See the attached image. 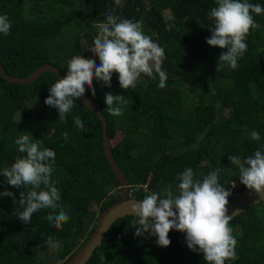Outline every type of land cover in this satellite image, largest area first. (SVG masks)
Masks as SVG:
<instances>
[{"label":"trees","instance_id":"trees-1","mask_svg":"<svg viewBox=\"0 0 264 264\" xmlns=\"http://www.w3.org/2000/svg\"><path fill=\"white\" fill-rule=\"evenodd\" d=\"M248 2L264 7V0ZM215 6L216 0H0V15L7 13L12 25L9 35L0 34V61L14 77H28L46 64L66 76L74 55L99 65L92 53L99 32L94 22L106 23V14L140 22L143 34L165 50L166 86L158 87L154 72L155 78L141 74L134 90H124L118 73H113L111 87L94 78L95 96L85 89L101 106L110 139L122 136L113 151L134 198L142 200L152 192L160 198H167L168 192L178 195V177L187 168L201 180L220 169L219 182L229 190L239 170L228 157L244 161L257 150L264 152V13L252 14L258 26L246 37L247 51L238 67L223 65L217 72L227 49L206 43L215 27L208 15ZM58 79L48 72L34 83L18 85L0 74V193L12 192L16 201L0 196V264H66L96 229L100 214L120 199L98 115L79 100L61 120L58 111L44 103ZM106 93L125 97L122 115L109 114ZM35 98L42 103L37 115L29 106ZM77 117L83 129L75 126ZM253 130L259 141L251 139ZM21 132L56 153L51 179L70 216L59 229L46 218L50 209L35 212L28 225L18 219L23 210L20 191L28 188L9 185L2 170L25 155L14 143ZM134 220H118L87 264H206L203 254L189 250L178 232L170 231L171 244L162 248L155 236H136ZM229 227L237 241V259L225 264H264V202L234 218ZM49 237L60 242L51 255Z\"/></svg>","mask_w":264,"mask_h":264},{"label":"clouds","instance_id":"clouds-1","mask_svg":"<svg viewBox=\"0 0 264 264\" xmlns=\"http://www.w3.org/2000/svg\"><path fill=\"white\" fill-rule=\"evenodd\" d=\"M216 3L208 14L214 19L215 27L206 43L227 49L219 57L218 72L223 65L231 69L238 67V59L247 51L246 37L250 29L258 26L252 14L264 13V7L248 0H216ZM106 16V23H93L99 32L92 53L99 58V65L94 59L74 55L67 62V75L49 89L44 103L55 108L61 120L71 113L75 102L85 96L86 87L95 96L94 78L111 87L112 74L118 73L121 88L134 90L141 74L155 78V72L159 76L158 87L163 89L166 86L167 72L162 70L165 50L143 34L140 22L120 19L112 14ZM11 27L7 13L0 15V34L9 35ZM125 102L123 95L105 94L107 110L112 116L123 114ZM74 123L78 128H84L79 117ZM250 136L253 141L260 140L256 130ZM62 137L67 141L68 133H62ZM14 143L25 155L17 157L10 167L3 168L2 175L12 187L28 188L27 192L20 191L18 204L23 210L18 212V219L28 225L35 212L50 209L52 212L47 220L57 229L61 228L70 216L61 206L60 190L51 179L55 171V151L25 132H21ZM228 159L239 170V182L257 196H264V152L257 150L244 161L239 156H229ZM219 175L220 169H216L201 180L192 168H187L178 177V195L168 192L167 198H160L158 193L152 192L139 202H131L135 235L139 237L148 233L157 237L158 246L167 248L171 244L169 232L175 229L186 233L188 249L199 250L206 264H225L227 260L237 259V241L229 227L232 216L228 214L229 198L233 193L219 182ZM235 187L233 182L232 188ZM0 196L12 197L16 202L12 192L4 191ZM47 244L52 251L60 247V242L51 237ZM57 264H64V261L58 260Z\"/></svg>","mask_w":264,"mask_h":264},{"label":"water","instance_id":"water-1","mask_svg":"<svg viewBox=\"0 0 264 264\" xmlns=\"http://www.w3.org/2000/svg\"><path fill=\"white\" fill-rule=\"evenodd\" d=\"M53 72L59 76L60 79L64 78L65 75L62 71L53 64H46L38 68L32 75L21 78L14 77L8 74L3 67L2 62L0 61V74L1 76L9 83H15L18 85H28L37 81L43 74ZM80 101L91 109L102 121L103 125V134H104V149L106 153L107 160L111 166L112 171L114 172L116 178L120 183V199L105 209L99 216L98 224L96 229L90 235L87 242L73 255V257L66 264H87L97 249L103 244L106 235L112 228V226L120 219L125 218L130 215L131 202H139L140 200L131 198L129 196V180L126 178L125 174L121 170L114 151L112 140L108 134V121L104 115L101 106L88 97L86 94ZM264 202V196H257L253 191H249L238 199L235 203L228 206V214L232 216V221L234 218L240 214L246 212L248 209L261 204ZM176 231L175 229H173ZM178 232V231H176ZM182 237L186 238V233L178 232Z\"/></svg>","mask_w":264,"mask_h":264},{"label":"built area","instance_id":"built-area-1","mask_svg":"<svg viewBox=\"0 0 264 264\" xmlns=\"http://www.w3.org/2000/svg\"><path fill=\"white\" fill-rule=\"evenodd\" d=\"M233 182L236 183V187L235 188H232ZM143 188L145 190H147V185L143 186ZM119 190L121 191L120 187H119ZM229 190L232 191V193H233L232 196L229 198V205L235 203L238 199H240L243 195H245L246 193H248L250 191L243 184H241L239 182V179L238 180H233L231 182ZM129 196L131 198H134V188H132L131 185H130V188H129Z\"/></svg>","mask_w":264,"mask_h":264},{"label":"rangeland","instance_id":"rangeland-1","mask_svg":"<svg viewBox=\"0 0 264 264\" xmlns=\"http://www.w3.org/2000/svg\"><path fill=\"white\" fill-rule=\"evenodd\" d=\"M98 61H99V58L97 57ZM100 62V61H99ZM151 63V62H150ZM29 106L31 107V109L33 110L34 114L37 115L38 112L41 110L42 108V103H41V100L40 98H35L33 100H31L29 102ZM122 139V136L119 135L117 139H115L114 141H112V145L114 146L119 140ZM96 209V207L94 208ZM98 209V208H97ZM54 252L52 250H50L47 254L48 255H51L53 254ZM46 256V255H44ZM41 258V257H40ZM46 264H52L51 262H46Z\"/></svg>","mask_w":264,"mask_h":264}]
</instances>
